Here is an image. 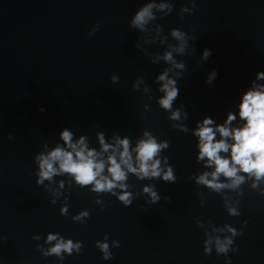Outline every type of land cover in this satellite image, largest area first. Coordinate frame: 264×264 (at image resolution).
<instances>
[{
	"label": "water",
	"instance_id": "95a60500",
	"mask_svg": "<svg viewBox=\"0 0 264 264\" xmlns=\"http://www.w3.org/2000/svg\"><path fill=\"white\" fill-rule=\"evenodd\" d=\"M144 2L0 0V264H225L226 256L216 251L217 238L234 240L227 253L231 264H264V180L253 187L255 177L239 173L245 180L235 189L215 193L198 186L195 178L214 167L197 161V140L191 134L206 115L222 122L228 110L236 109L256 72L264 71V0H196L194 12L182 20L179 9L191 5L171 0L172 13H157L156 21L149 23L143 34L149 41L158 35L155 23L162 25L163 35L182 26L196 37L189 41L190 54L177 57L187 68L174 103V108L184 104L188 113L180 122L169 120L170 114L156 101L162 93L155 76L165 65L153 64L134 47L141 34L129 27V20ZM159 39L142 47L162 52L167 41L160 45ZM205 48L212 55L201 61ZM213 69L218 75L209 87L205 80ZM113 74L118 83H112ZM138 76H144L145 83L135 91L132 83ZM146 85L149 93L144 92ZM180 123L187 126V134L172 127ZM242 124L237 116L231 127ZM65 127L75 133L74 141L87 135L88 146L98 151L97 131L105 133L109 144L120 134L135 146L145 131L158 141L167 139L170 147L163 155L169 157L177 180L140 181L129 173L127 183L138 196L130 207L111 194L75 186L68 175L38 186L34 156L54 147ZM46 141L48 148H43ZM162 167L166 171L167 166ZM219 180L231 183L222 175ZM149 184L161 196L155 204L146 203L151 197L143 188ZM53 199L56 204L50 203ZM97 200L103 201V210ZM225 202L240 215H229ZM65 203L68 215L62 216L59 210ZM84 209L89 219L74 222L71 217ZM226 225L243 234L233 237ZM49 233L82 241L81 252L62 253L63 260L45 255L56 243L46 242ZM105 234L113 254L108 260L95 246L98 240L104 242ZM209 238L211 254L206 255L204 241Z\"/></svg>",
	"mask_w": 264,
	"mask_h": 264
},
{
	"label": "clouds",
	"instance_id": "9594fccd",
	"mask_svg": "<svg viewBox=\"0 0 264 264\" xmlns=\"http://www.w3.org/2000/svg\"><path fill=\"white\" fill-rule=\"evenodd\" d=\"M191 7L182 6L179 9V16L182 20L185 14L191 15L196 9V0H187ZM173 3L171 0H162L157 3L156 0H145L143 5L139 7L130 17L129 27L137 30L141 36L135 43L134 47L144 52L153 64H163L165 67L155 76V83L158 85L157 90L162 93L156 98L157 104L165 112L169 113L168 119L171 121H186L188 113L185 111V105L180 104L174 108L175 101L179 98L180 89L178 81L187 71L186 64L183 59L189 55V50L193 45L190 40H196V37L189 36L188 33L180 28H170L167 35H163L164 29L161 24L155 23L158 28V35L151 41L144 38L148 32L150 22H155L157 13H163L167 16L173 11ZM99 24L93 27L89 32L92 36ZM163 36V39H159ZM171 38V40L169 39ZM159 39V44L164 45L167 41V48L162 52L150 53L142 45H152ZM175 41V43L171 42ZM212 55L210 49L205 48L200 56L201 61H207ZM154 57V58H153ZM217 71L213 69L208 73L205 83L211 87L217 78ZM112 83H118L119 77L113 74L110 77ZM145 83L144 76H138L132 83L135 91H140L139 85ZM151 91L150 86L144 88L145 93ZM146 110H150V105L146 104ZM39 111L44 112V108ZM226 118L222 122H216L210 115L204 116L201 120L196 121L192 136L197 140L196 157L198 162H204L205 167L213 168V171H205L195 178L198 186H205L212 192L218 193L225 188L235 189L239 187L245 180L244 175L255 177L253 187L257 183L264 180V71H258L255 78L250 82L249 86L240 94L239 101L236 103L235 110H228ZM237 116L243 124L239 127H231L232 123L237 120ZM179 132H188L187 126L183 123L172 126ZM75 133L65 127L59 132V139L54 147L47 152L39 151L35 154L33 162L38 165L36 171V184L43 185L44 182L52 181L54 176L68 175L72 177L73 184L80 188H88L90 192L97 194L108 193L115 196L117 200L125 207H130L133 200L138 198L128 185V174H133L137 180H162L165 183H175L177 177L175 170L169 162V157L163 155L164 151L169 149L170 142L167 139L158 141L150 132L145 131L135 146L132 145L130 137L125 135L121 138L120 134L115 135L114 142L109 144L106 142L105 133L97 131L96 135L99 141L100 150L90 148L86 143L87 135H79V139L74 141ZM8 139H13L11 133ZM231 141V143H229ZM43 148H48L47 141L44 142ZM106 160L103 153L109 152ZM229 154V155H221ZM162 164L167 166L162 167ZM107 165V167H106ZM228 178L231 183L220 182V176ZM63 187V182L61 183ZM120 188L123 191L117 193L115 189ZM143 193L151 197L146 203L155 204L160 199L154 184H149L143 188ZM61 194L57 193L59 197ZM68 200V197L65 198ZM167 201L170 198L165 196ZM57 200L50 201L56 204ZM97 204H101V210L105 205L102 200H97ZM225 206L231 216H239L240 213L236 208L229 207L227 202ZM69 204L65 203L60 207V215H68ZM90 213L84 209L73 215L71 219L74 222L84 223L89 219ZM245 225L248 221L243 222ZM232 236L242 235V231L226 225ZM38 239V237H35ZM108 234L104 236V242L96 241L95 246L103 253L104 260L111 259L113 254L109 251L107 243ZM56 241L55 245L47 250L45 255L55 254L61 260L64 259L62 253L72 255L75 251L79 254L83 248V242L72 239H65L60 233H49L47 235V243ZM211 238L204 241V251L206 255L211 254ZM115 247H120L118 240L112 241ZM234 243L231 238H225L223 241L216 239V251L218 254L226 256L225 264H231L227 257L229 247ZM237 251V249H235Z\"/></svg>",
	"mask_w": 264,
	"mask_h": 264
}]
</instances>
